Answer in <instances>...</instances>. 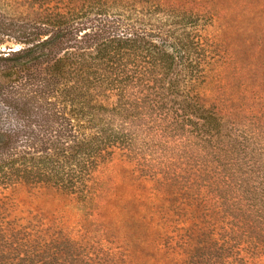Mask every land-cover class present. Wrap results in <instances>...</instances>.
<instances>
[{"label":"trees","instance_id":"1","mask_svg":"<svg viewBox=\"0 0 264 264\" xmlns=\"http://www.w3.org/2000/svg\"><path fill=\"white\" fill-rule=\"evenodd\" d=\"M8 5L0 264H264L260 59L241 85L217 73L227 32L263 35L264 0Z\"/></svg>","mask_w":264,"mask_h":264},{"label":"rangeland","instance_id":"2","mask_svg":"<svg viewBox=\"0 0 264 264\" xmlns=\"http://www.w3.org/2000/svg\"><path fill=\"white\" fill-rule=\"evenodd\" d=\"M25 14L14 13L12 9L8 6H0V25L7 26L9 28L16 29L19 25L24 24ZM219 24H215L210 27V33L217 34ZM263 35H260L256 32V36L250 38L249 35L245 33L244 30H239L232 28L227 32L226 40L228 42V51L227 49L221 52L225 63L221 68L218 66L217 69L218 79L223 82H230L232 84L241 85V76H246L252 74L249 70L250 60L252 57L260 59V72L264 75V30L262 31ZM18 44L13 41H7L1 44L2 49H9L10 47H17ZM240 55L242 61H237L234 56ZM243 62V66H242ZM239 82V84H238ZM128 163L120 159H115L109 164H106L98 172V180L100 181L101 195L104 200L112 188H115L116 185L120 184L123 181L122 167H127ZM45 208H48L45 206Z\"/></svg>","mask_w":264,"mask_h":264}]
</instances>
